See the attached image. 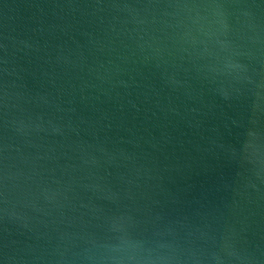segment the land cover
Instances as JSON below:
<instances>
[{"label":"water","instance_id":"1","mask_svg":"<svg viewBox=\"0 0 264 264\" xmlns=\"http://www.w3.org/2000/svg\"><path fill=\"white\" fill-rule=\"evenodd\" d=\"M0 264H264V0H0Z\"/></svg>","mask_w":264,"mask_h":264}]
</instances>
